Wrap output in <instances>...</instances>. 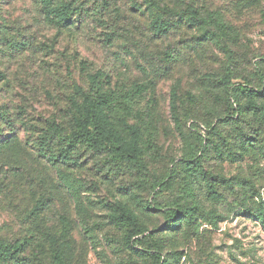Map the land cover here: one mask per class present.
<instances>
[{
  "label": "rangeland",
  "instance_id": "obj_1",
  "mask_svg": "<svg viewBox=\"0 0 264 264\" xmlns=\"http://www.w3.org/2000/svg\"><path fill=\"white\" fill-rule=\"evenodd\" d=\"M156 1L206 22L55 0L61 28L41 0H0V139L17 136L0 144V240H25L24 264H264V0ZM85 98L108 147L59 134L51 152L74 163L50 162L38 138L53 121L70 132ZM193 207V223L169 221Z\"/></svg>",
  "mask_w": 264,
  "mask_h": 264
},
{
  "label": "trees",
  "instance_id": "obj_2",
  "mask_svg": "<svg viewBox=\"0 0 264 264\" xmlns=\"http://www.w3.org/2000/svg\"><path fill=\"white\" fill-rule=\"evenodd\" d=\"M148 4L155 9V11L161 12L164 15H170V16H177L180 18V16H186L188 15L189 21L191 25H199L206 22V19L202 17L198 10L194 9L193 7L189 6L184 11H174L171 10L168 7H162L160 6L156 0H146ZM41 2L45 6L46 11V17L47 19H51L58 27L61 28H69L72 26V23L69 19H67V13H68V5H60L58 7H54L55 0H41ZM7 26V24H4ZM158 32L165 33L168 31L169 26L165 23H162L161 26H158L157 28ZM27 45L23 46L22 49H26L30 47L32 43L30 41H16V38L13 37L12 41H8L4 43V46L10 47L12 50H18L21 45ZM2 77H4L3 72L0 73ZM5 81V77L2 78ZM78 96V94H77ZM69 124L72 126V130L70 132H67L63 126L57 122L53 121L52 124L49 126V131L45 133V135L40 136L39 139V153L41 156H43L45 159L49 160L50 162H58L61 161H68L71 163H74L70 156V150L69 149H63L56 152H51L50 147L53 143V138L56 135L62 136V137H70L74 141L78 142H84V141H90L91 145L97 149H106L108 146L104 143V138H97L94 136V125L97 124L96 131H99V133L102 135L104 132L101 128H103L101 121L99 118H97V108L94 105V102L89 100L88 98H85L83 101V104L79 105L78 103L71 108L70 115H67ZM125 125L130 128L131 130H134L131 125L128 123H125ZM12 135V134H10ZM17 139V136H8V139H0L1 146L10 145L13 144V142ZM112 152L115 154L116 157L129 160L132 162H138L137 156L130 153L126 148H124L122 145H117L111 148ZM187 163H198L201 162V157L196 156L193 157L192 160L189 159L186 161ZM212 192H214L213 188ZM215 193V192H214ZM143 206L147 209H151V204L149 203H143ZM171 213L169 216V221L176 222L178 220V216L182 214V216H186L189 219V223H193L197 217L198 209L196 207L193 208H187L180 211H174L169 212ZM258 218L261 220V222L264 224V213L260 214ZM173 226H175L173 224ZM28 246L27 242L25 240H18L15 241H9L7 239L0 240V261L6 262L8 264H24V261L22 258L23 253L26 251V247ZM22 259V260H21ZM59 264H64L63 259L57 258Z\"/></svg>",
  "mask_w": 264,
  "mask_h": 264
}]
</instances>
